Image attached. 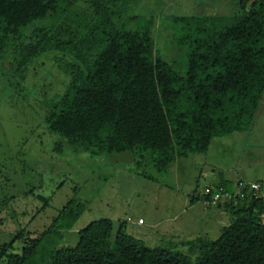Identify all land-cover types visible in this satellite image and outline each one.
<instances>
[{
	"label": "trees",
	"instance_id": "obj_1",
	"mask_svg": "<svg viewBox=\"0 0 264 264\" xmlns=\"http://www.w3.org/2000/svg\"><path fill=\"white\" fill-rule=\"evenodd\" d=\"M141 2L0 0V85L25 99L27 77L40 84L38 58L56 52L57 82L41 86L39 99L47 131L63 138L55 149L66 141L94 155L128 153L161 174L253 124L264 93V0H233L230 15L160 19L138 12ZM219 178L190 202L202 198L230 223L216 239L189 241L188 253L149 247L127 232V219L92 221L71 245L66 234L85 210L71 200L42 232L20 229L0 242V264H264V185L238 180L234 190Z\"/></svg>",
	"mask_w": 264,
	"mask_h": 264
},
{
	"label": "rangeland",
	"instance_id": "obj_2",
	"mask_svg": "<svg viewBox=\"0 0 264 264\" xmlns=\"http://www.w3.org/2000/svg\"><path fill=\"white\" fill-rule=\"evenodd\" d=\"M233 10V0H142L137 9L157 19L203 12L230 15ZM167 41H158L162 53L171 49ZM56 55L48 52L38 58L37 62L44 61L40 84L34 86L27 77L25 99L0 85V201L9 199L0 213L5 219L0 242L20 229L31 236L42 232L73 200L85 210L75 230L66 234L71 245L78 240L77 231L92 221L110 218L116 227L131 218L127 232L149 247L188 253L189 241L216 239L230 223V217L208 205L190 208L193 194L203 196L219 171L234 190L238 180L264 185V93L248 130L214 138L206 154L176 160L161 174L144 164L138 166L141 159L132 160L128 153L94 155L77 151L66 141L61 151L55 149L63 138L47 131L39 99L44 97L41 86L54 87L57 82L51 73ZM178 61L182 68L181 58ZM249 151L255 157L252 162L246 161ZM140 218L144 223L137 225ZM159 220L156 228L149 227ZM15 246L18 252L20 242Z\"/></svg>",
	"mask_w": 264,
	"mask_h": 264
},
{
	"label": "crops",
	"instance_id": "obj_3",
	"mask_svg": "<svg viewBox=\"0 0 264 264\" xmlns=\"http://www.w3.org/2000/svg\"><path fill=\"white\" fill-rule=\"evenodd\" d=\"M247 155V157H249L248 159H246V161H248V162H252V160H254L255 159V157H254V155L252 154V153H250V151L246 154ZM219 173H220V171L217 173V175H216V178L214 179V180H212L211 182H219ZM253 182H257V181H253ZM252 182V183H253ZM198 203H201V204H204L203 202H202V198H201V200H199L198 202H196L195 204H192V202H190L189 204H187L190 208L191 207H194L196 204H198ZM205 206V205H204ZM184 210V208L181 210V211H183ZM178 214V213H177ZM174 217H176V215H174L172 218H174ZM141 219V218H140ZM160 221L161 220H159V221H157V222H153V223H151V224H148L149 225V227L152 229H154V228H156L157 226H158V224L160 223ZM144 222H142V223H136L137 225H141V224H143Z\"/></svg>",
	"mask_w": 264,
	"mask_h": 264
},
{
	"label": "built area",
	"instance_id": "obj_4",
	"mask_svg": "<svg viewBox=\"0 0 264 264\" xmlns=\"http://www.w3.org/2000/svg\"><path fill=\"white\" fill-rule=\"evenodd\" d=\"M249 187H250V189H252V190H258V185L256 184V183H250L249 184ZM205 193H209L210 192V187L209 186H207L206 188H205V191H204ZM220 196H219V194H215L214 196H213V203L216 201V200H218V198H219ZM127 221L128 222H132V220H131V218H127ZM137 223H142V220L141 219H139V220H137Z\"/></svg>",
	"mask_w": 264,
	"mask_h": 264
}]
</instances>
